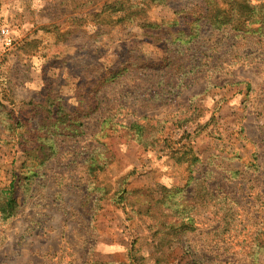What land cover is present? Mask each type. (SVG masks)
Listing matches in <instances>:
<instances>
[{
  "label": "rangeland",
  "instance_id": "obj_1",
  "mask_svg": "<svg viewBox=\"0 0 264 264\" xmlns=\"http://www.w3.org/2000/svg\"><path fill=\"white\" fill-rule=\"evenodd\" d=\"M108 1L0 0L14 37L0 46V187L14 169L21 202L0 217V264H264V15L247 31L166 41L103 11ZM196 1L154 4L146 19L185 10L186 29ZM103 73L112 82L91 85ZM84 87L95 109L83 135L54 138L27 180L13 143L42 118L46 93L81 106ZM164 199L179 211L158 209Z\"/></svg>",
  "mask_w": 264,
  "mask_h": 264
},
{
  "label": "trees",
  "instance_id": "obj_2",
  "mask_svg": "<svg viewBox=\"0 0 264 264\" xmlns=\"http://www.w3.org/2000/svg\"><path fill=\"white\" fill-rule=\"evenodd\" d=\"M168 1L170 0H113L105 2L102 10L123 12V18L126 17L127 19L136 22L146 35L149 33L152 34V38L156 37L166 41L171 35H178V39H180V36L184 35L185 37H188L190 41H193V39L199 36V29L203 26H209L210 28L212 27L218 30L224 27H230L234 31H247L250 24L258 20L257 17L264 15L263 2L260 4H253L251 0H197L195 3L191 4L186 13L189 14L190 17V24L186 29L177 28L179 25V13L186 12L185 10H174L173 14L175 16L169 22L159 21L160 23H158L146 19L145 12L147 8L154 4H166ZM193 12H195L196 15H194ZM193 23L196 24V27L191 26ZM163 32H167L165 33V36L158 35ZM162 61L167 65H170L172 63V57L167 56L166 54L165 57H162ZM130 64L131 63H128L123 71L129 69ZM116 71L121 73L119 69ZM106 74H113V79L116 77L114 71H110ZM106 74L103 73L100 77H97V80L99 81H91V85L100 83L101 86H104L112 82L105 81ZM88 83L90 84V82ZM84 88L86 94L91 96V89L89 87ZM94 96L95 95L91 96L86 102H83L81 106H70L56 93L45 94L43 102L40 103L41 111H37L38 114L42 113V118L39 119L40 121H37L33 127L24 129L22 142L13 143L14 157L16 161H20L19 169L23 168V171L25 170L24 174L26 175L27 180L36 176L38 172L36 169L53 157L56 151V142L54 138H74L83 135L84 123L82 120L94 111L95 105L91 100ZM35 108V106H32L31 111H35ZM195 112L196 110L192 115L196 116L197 113ZM23 118L25 120V117ZM17 127L18 126L13 127L10 124L8 129H12L14 132L17 131ZM135 127V129H139L138 131H142V126L135 125ZM129 128H134V125H130ZM27 134L29 135L28 137L26 136ZM88 165V171L93 172L97 168L98 163L94 157H91L88 161ZM32 167L35 169H32ZM19 176L20 174L12 169L7 178V182L4 186L0 187V217L2 219L15 216L20 208L21 202L18 193ZM179 191L180 189L175 188V194ZM207 193L208 192L205 191L206 195L209 194ZM210 194L212 195V193ZM125 198L124 189L119 192L117 202L120 203L124 201ZM173 198H175V196H173ZM174 200L175 199H169V201H167V199L156 200V202L159 203L158 209H162L161 205L165 204L170 212L171 210L173 211L172 214H176L179 209L178 207L176 208L177 202ZM172 225L174 228L176 227L174 224ZM179 225L184 226L186 223L182 222ZM187 228H190L189 230H191L193 227L191 224H188Z\"/></svg>",
  "mask_w": 264,
  "mask_h": 264
},
{
  "label": "built area",
  "instance_id": "obj_3",
  "mask_svg": "<svg viewBox=\"0 0 264 264\" xmlns=\"http://www.w3.org/2000/svg\"><path fill=\"white\" fill-rule=\"evenodd\" d=\"M14 41L10 28L5 24H0V46L9 48Z\"/></svg>",
  "mask_w": 264,
  "mask_h": 264
}]
</instances>
